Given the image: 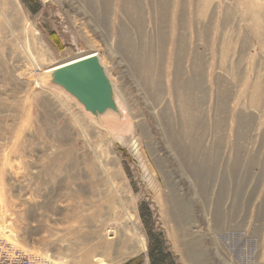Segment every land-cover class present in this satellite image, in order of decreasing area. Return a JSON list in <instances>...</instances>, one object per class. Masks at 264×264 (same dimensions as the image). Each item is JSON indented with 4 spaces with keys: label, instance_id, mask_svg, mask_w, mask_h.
Masks as SVG:
<instances>
[{
    "label": "rangeland",
    "instance_id": "374dc122",
    "mask_svg": "<svg viewBox=\"0 0 264 264\" xmlns=\"http://www.w3.org/2000/svg\"><path fill=\"white\" fill-rule=\"evenodd\" d=\"M37 2L0 0V244L55 264H264V0ZM91 52L125 111L114 139L36 82Z\"/></svg>",
    "mask_w": 264,
    "mask_h": 264
},
{
    "label": "water",
    "instance_id": "95a60500",
    "mask_svg": "<svg viewBox=\"0 0 264 264\" xmlns=\"http://www.w3.org/2000/svg\"><path fill=\"white\" fill-rule=\"evenodd\" d=\"M39 81L42 87H53L66 94L111 138L113 134L107 118L118 122L125 120L119 95L96 52L45 70Z\"/></svg>",
    "mask_w": 264,
    "mask_h": 264
},
{
    "label": "built area",
    "instance_id": "2783aa9c",
    "mask_svg": "<svg viewBox=\"0 0 264 264\" xmlns=\"http://www.w3.org/2000/svg\"><path fill=\"white\" fill-rule=\"evenodd\" d=\"M38 85L41 86L39 79ZM42 87V86H41ZM1 243V242H0ZM0 264H55L48 258L26 254L21 249H17L8 242L0 244Z\"/></svg>",
    "mask_w": 264,
    "mask_h": 264
},
{
    "label": "trees",
    "instance_id": "16d2710c",
    "mask_svg": "<svg viewBox=\"0 0 264 264\" xmlns=\"http://www.w3.org/2000/svg\"><path fill=\"white\" fill-rule=\"evenodd\" d=\"M34 3L36 4V7L35 8H32L31 10L33 12L37 11V9L39 8L38 6V2L37 0H33ZM53 33L51 32L50 33V36L53 37V43L55 44H59V41L57 38H55L54 35H52ZM144 214V213H143ZM147 217L144 216V219H146ZM155 245V244H154ZM160 249V248H159ZM170 254L167 252H164V250L160 249V252H156V253H152V252H149V256H150V261L152 264H163L164 263V259L165 257H168ZM169 258V257H168ZM130 263V262H129ZM129 263H126V264H129Z\"/></svg>",
    "mask_w": 264,
    "mask_h": 264
},
{
    "label": "bare ground",
    "instance_id": "6f19581e",
    "mask_svg": "<svg viewBox=\"0 0 264 264\" xmlns=\"http://www.w3.org/2000/svg\"><path fill=\"white\" fill-rule=\"evenodd\" d=\"M13 6L15 5L14 4V0H8ZM101 1V0H100ZM16 6V5H15ZM9 7V6H8ZM102 11H104L103 9H102ZM11 12H12V10H11ZM14 12V11H13ZM11 15H13V14H11ZM16 15V14H15ZM18 15V14H17ZM21 16V15H20ZM19 16V17H20ZM13 17H14V15H13ZM18 19H20V18H18ZM18 21H20V20H18ZM12 23V22H11ZM92 53V52H91ZM86 55V54H85ZM83 56V55H82ZM79 57H81V56H79ZM79 57H76V58H79ZM75 59V58H74ZM72 60V59H71ZM152 60H153V56H151L150 57V60H149V62L148 63H150V62H152ZM66 62V61H65ZM55 66V65H54ZM53 67V66H52ZM52 67H50V68H47L46 69V71H48V70H51L52 69ZM145 68H147V67H145ZM45 71V70H44ZM43 71V72H44ZM183 132V131H182ZM180 137V136H179ZM211 157V156H210ZM129 219H131L130 217H129ZM125 245H126V248H125V252L124 253H119L120 255H126V254H128V253H130V252H132L135 248H134V244L133 245H131L130 243H125ZM127 245H129V247H127ZM127 249V250H126ZM111 250H114L113 248H109V252L111 251ZM115 252V251H114ZM99 260V259H98ZM101 260V259H100ZM99 260V261H100ZM115 261V260H114ZM100 264H107V263H105L104 261H102Z\"/></svg>",
    "mask_w": 264,
    "mask_h": 264
},
{
    "label": "crops",
    "instance_id": "0c3cea01",
    "mask_svg": "<svg viewBox=\"0 0 264 264\" xmlns=\"http://www.w3.org/2000/svg\"><path fill=\"white\" fill-rule=\"evenodd\" d=\"M135 264H148V260H147V258H142L140 263L135 262Z\"/></svg>",
    "mask_w": 264,
    "mask_h": 264
},
{
    "label": "flooded vegetation",
    "instance_id": "af4514ba",
    "mask_svg": "<svg viewBox=\"0 0 264 264\" xmlns=\"http://www.w3.org/2000/svg\"><path fill=\"white\" fill-rule=\"evenodd\" d=\"M150 243L154 244L153 241H152V242L150 241ZM150 243H149V244H150ZM151 247H152V245H151Z\"/></svg>",
    "mask_w": 264,
    "mask_h": 264
}]
</instances>
